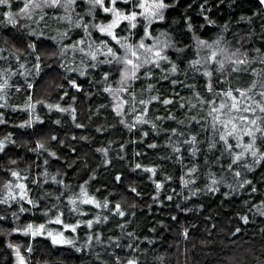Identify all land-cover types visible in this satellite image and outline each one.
<instances>
[{"label": "clouds", "instance_id": "1", "mask_svg": "<svg viewBox=\"0 0 264 264\" xmlns=\"http://www.w3.org/2000/svg\"><path fill=\"white\" fill-rule=\"evenodd\" d=\"M0 264H264V0H0Z\"/></svg>", "mask_w": 264, "mask_h": 264}]
</instances>
